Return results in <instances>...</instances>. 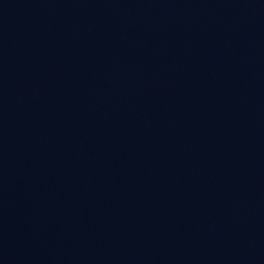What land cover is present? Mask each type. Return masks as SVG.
Wrapping results in <instances>:
<instances>
[{"label":"water","instance_id":"1","mask_svg":"<svg viewBox=\"0 0 264 264\" xmlns=\"http://www.w3.org/2000/svg\"><path fill=\"white\" fill-rule=\"evenodd\" d=\"M0 264H264V0H0Z\"/></svg>","mask_w":264,"mask_h":264}]
</instances>
